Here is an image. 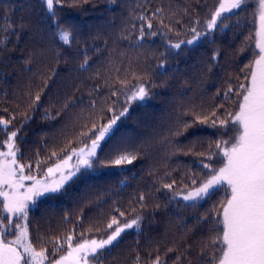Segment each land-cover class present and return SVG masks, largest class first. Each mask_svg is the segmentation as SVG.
Returning <instances> with one entry per match:
<instances>
[{
  "label": "trees",
  "instance_id": "16d2710c",
  "mask_svg": "<svg viewBox=\"0 0 264 264\" xmlns=\"http://www.w3.org/2000/svg\"><path fill=\"white\" fill-rule=\"evenodd\" d=\"M218 4L219 0H79L75 7L66 4L58 9L61 26L73 29L76 35V41L67 46L54 41L55 26L42 0H0V24L7 16L20 34L18 40L13 36L8 50L0 54V73L8 81L7 85H0V116L8 118L15 113L13 127L23 124L18 143L24 161L34 164L37 153L44 159L53 149L62 156L59 149L76 138L83 123L92 119L97 126L106 123V119H99L100 110L116 99L111 91L113 86L120 87L117 77L127 79L129 86L144 83L151 92L146 101L131 105L128 115L117 122L114 133L98 150L102 159L124 150L137 153L138 158L132 164L100 168L79 177L54 198L41 197L29 214L30 239L37 249L41 245L35 242L42 237L51 252L50 238L63 239L74 227L76 239L91 225L101 231H85V235L105 236L106 222L118 215L113 209L119 207L126 213L120 218L122 223L143 215L142 230L122 234L119 246L112 248L105 264H134L138 253L142 258L149 253L153 258L159 254L162 264H188L183 256L179 262L175 257L189 244L192 264H198L199 242L206 238L208 230L198 227L185 236L180 217L191 225L194 217L208 212L220 195L191 209L178 207L183 201L169 203L167 190L161 188L157 192L155 188L160 187L161 179H186L189 168L199 171L200 157L175 149L190 146L193 140L201 141L206 148L210 140L217 138L216 130L196 125L182 135H174L177 117L190 103L209 107L219 102L222 97L215 95L216 90L225 89L228 80L234 85L239 83L235 76H243L240 69L250 58L253 40L245 38L255 35L254 8L227 20L229 27L214 33L215 43L201 40L192 46L182 45L179 51L169 48V40L191 38L189 27L202 30ZM157 7L177 14L172 18L173 32L167 37L146 36L137 43L139 33L129 22L142 10L151 15L150 10ZM177 18L180 24L175 23ZM153 25L156 30L158 21L153 20ZM124 35L128 38L124 39ZM214 52L219 55L213 61ZM85 56L89 57L88 71L79 68ZM162 61L164 67L160 68ZM210 64L214 66L208 72ZM133 73L137 79L132 78ZM37 92L41 93V100L33 104L32 96ZM24 113L29 117L26 122ZM103 114L111 115L106 110ZM200 148L201 143H196V149ZM166 171L169 176L164 175ZM177 187L183 185L178 183ZM141 193L146 197L147 207L143 209L136 199ZM132 208L136 211L132 212ZM169 247L174 251L168 252Z\"/></svg>",
  "mask_w": 264,
  "mask_h": 264
},
{
  "label": "snow or ice",
  "instance_id": "6c2138e0",
  "mask_svg": "<svg viewBox=\"0 0 264 264\" xmlns=\"http://www.w3.org/2000/svg\"><path fill=\"white\" fill-rule=\"evenodd\" d=\"M78 2L42 0L48 18L55 26V42L71 46L76 41L74 30L61 26L58 9L66 4L75 7ZM253 8L255 26L252 31L255 35L245 38L253 40V44L250 46V58L240 69L243 76H235L239 83L234 85L231 80L225 81L227 87L217 89L215 93L222 97L221 100L212 106L190 103L186 109H182L173 133L182 135L196 125H204L215 129L217 138L210 140L206 148L198 140H193L185 148L176 147L175 151H182L184 155L200 157L199 171L189 168L190 174H186V179L184 176L179 181L176 178L170 181L161 179L160 187L155 188L157 192L161 188L167 190L170 194L169 203L174 200L183 201V205L178 207L191 209H197L202 202L220 195L217 203L208 212L194 217L191 225L184 223V218L180 217L185 236L198 227L201 231L205 228L208 230L206 238L199 242L198 264H264V0H255L254 4L250 0H219L202 30L195 26L189 27L191 38L168 41L169 48L177 51L181 50L182 45L192 46L201 40L215 43L214 33L228 28L227 20L233 16L239 17L241 12ZM150 11L151 15H147L142 10L129 22L130 27L139 33L137 43L146 36L155 37L159 34L167 37L168 33L173 32L172 18L177 15L175 12L166 11L163 7ZM153 20L158 21L156 30ZM134 21H139V25ZM175 23L180 24V19L177 18ZM22 24L21 21L19 26L22 27ZM195 24H199L198 18ZM16 27L7 16L4 17L0 24V54L8 50L13 36L17 40L20 38ZM176 35L179 36L180 32L177 31ZM123 38L127 39L128 36L124 35ZM241 51H245V48H241ZM218 55V52H214L212 60H216ZM88 61L89 57L85 56L79 65L80 70H89ZM213 66L210 64L207 71L211 72ZM158 67L163 68L164 61ZM132 78L137 79V74L133 73ZM47 79L44 87L47 86ZM139 79L142 80L143 76ZM117 82L120 87L113 86L111 91V96L116 99L100 110L99 119H106V123L97 126L95 119L83 123L76 138L70 139L59 149V152L64 153L62 156L53 149L44 159H40L37 153L34 164L24 161L18 143L23 124L13 127L15 113L8 118L0 116V135L4 137L0 140V264H105V258L112 248L119 246L122 234L128 230L141 232L143 215L137 214L122 223L120 218L125 217V210L115 207L113 211L118 215H112L107 220L106 228L103 229L106 235L103 237L89 238L85 235V231L89 234L101 231L91 225L81 231L80 238L76 239L74 227L63 239L50 238L51 252L42 243V237L35 242L41 245L39 249L30 239L29 214L41 197L54 198L79 177L100 168L132 164L138 158L137 153L126 150L103 159L98 155L102 142L111 137L117 122L128 115L131 105L150 98V88L144 83L129 86L127 79L119 77ZM7 83L5 75L0 73V85ZM40 100V92L32 96L33 104H38ZM91 104L95 109L96 101L93 100ZM105 110L111 115L105 117ZM23 115L26 122L29 117L27 113ZM185 116H191L192 119H180ZM196 143H201L199 150L196 149ZM73 144L77 146L73 147ZM164 175L169 176L170 172L166 171ZM26 181L30 183L26 184ZM178 183L183 187L178 188ZM136 199L141 209L147 207L143 193ZM131 211L135 212L136 209L132 208ZM190 249L191 245H186L184 252L178 254L175 261L179 262L183 256L188 264H192ZM167 251L172 252L174 249L169 247ZM134 264H162V261L159 254L153 258L149 253L147 258H142L138 253Z\"/></svg>",
  "mask_w": 264,
  "mask_h": 264
},
{
  "label": "rangeland",
  "instance_id": "374dc122",
  "mask_svg": "<svg viewBox=\"0 0 264 264\" xmlns=\"http://www.w3.org/2000/svg\"><path fill=\"white\" fill-rule=\"evenodd\" d=\"M2 139H3V137H0V140H2ZM25 183L28 184V183H30V182H29V181H26Z\"/></svg>",
  "mask_w": 264,
  "mask_h": 264
}]
</instances>
